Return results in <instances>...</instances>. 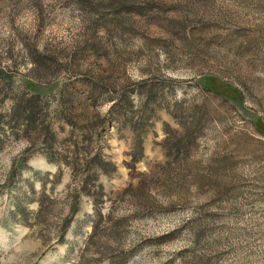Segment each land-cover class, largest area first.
I'll use <instances>...</instances> for the list:
<instances>
[{
	"label": "rangeland",
	"instance_id": "374dc122",
	"mask_svg": "<svg viewBox=\"0 0 264 264\" xmlns=\"http://www.w3.org/2000/svg\"><path fill=\"white\" fill-rule=\"evenodd\" d=\"M0 69V264H264V0H0Z\"/></svg>",
	"mask_w": 264,
	"mask_h": 264
},
{
	"label": "trees",
	"instance_id": "16d2710c",
	"mask_svg": "<svg viewBox=\"0 0 264 264\" xmlns=\"http://www.w3.org/2000/svg\"><path fill=\"white\" fill-rule=\"evenodd\" d=\"M1 76H5L4 72L2 71V69H0V77ZM197 85H199L200 87L209 90L210 88L201 84L198 80H197ZM41 93H34L33 95H37V96H33L30 95L29 98H26L23 103H22V107L18 108L19 104H20V100H16L17 104L15 106V110H13V112L10 114L13 118V120L17 123L20 122L22 124H32L33 121V114L36 113L37 111V106H39V101H38V96ZM34 98V99H33ZM18 120V121H17ZM198 121V116L195 115L193 118V122L191 123L193 125V123H196ZM14 122V123H15ZM166 128L168 129V125H165ZM192 126H185L184 123H181V121L179 122V126L175 129H171L168 130L167 133H171L173 136L178 137L179 140L182 139L183 137L187 138L188 140L194 141L191 138V133H192ZM194 139V138H193ZM178 139L176 140V146L179 147V141ZM187 140V141H188ZM180 149V147L178 148V150ZM73 154H81V155H85L84 157V172L82 173V180H81V190L89 195V196H93L94 197V191H91V187L96 185V182L99 178L100 174H110L112 172L115 171L116 166L115 164L111 161L108 160L104 157H102L99 153H94L92 155H89L88 152L83 151V153H73ZM186 154V153H184ZM143 156V145H142V138H139L135 141V146H134V150L131 154V162L134 163L138 160L141 159V157ZM78 156L76 155V158ZM97 189L100 191L101 190V186L99 184L96 185ZM77 197L78 195H72L70 196L71 201L69 203V210L68 213L61 219V223L58 229V238L62 239L64 236V233L66 231V229L69 227V224L72 220L73 215L77 212L78 210V202H77ZM43 202L44 199L42 198ZM39 210L38 213H36L37 217L40 216L41 211L43 210V206L44 204L42 203V201L39 202ZM95 203H97V201H95ZM40 212V213H39ZM43 213V211H42ZM42 216V215H41ZM103 217V215L101 214V212L99 210L96 209V212L93 216V221L91 222V227H92V231L89 234V238H93L96 233L98 232L99 229V222L101 220V218Z\"/></svg>",
	"mask_w": 264,
	"mask_h": 264
}]
</instances>
